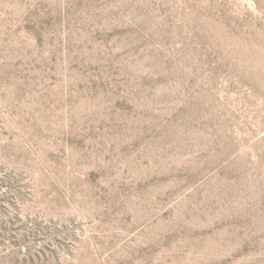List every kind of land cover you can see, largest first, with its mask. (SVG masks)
Here are the masks:
<instances>
[{
	"label": "rangeland",
	"instance_id": "374dc122",
	"mask_svg": "<svg viewBox=\"0 0 264 264\" xmlns=\"http://www.w3.org/2000/svg\"><path fill=\"white\" fill-rule=\"evenodd\" d=\"M0 264H264V0H0Z\"/></svg>",
	"mask_w": 264,
	"mask_h": 264
}]
</instances>
